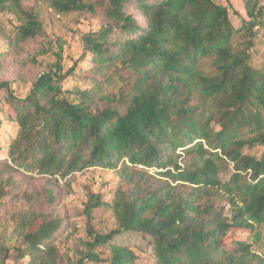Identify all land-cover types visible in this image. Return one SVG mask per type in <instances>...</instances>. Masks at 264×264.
I'll return each mask as SVG.
<instances>
[{"label": "trees", "instance_id": "1", "mask_svg": "<svg viewBox=\"0 0 264 264\" xmlns=\"http://www.w3.org/2000/svg\"><path fill=\"white\" fill-rule=\"evenodd\" d=\"M41 1L59 14L103 7L105 22L83 37L80 61L90 67L82 75L76 62L63 72L57 53L23 99L0 84L17 126L9 163H0V197L3 184L15 189L16 170L64 181L113 170L111 201L90 195L83 208L92 241L67 264H137L128 246L111 242L128 232L149 239L148 264H264L253 251L264 226V60L253 64L264 0H243L248 20L239 28L214 0ZM21 2L0 0V13L23 19L18 42L42 33L36 8ZM67 80L76 84L66 87ZM250 148H261L260 156ZM21 197L29 210L18 219L24 247L16 256L63 264L54 244L63 220L33 206L42 198L53 204V193L22 190ZM102 206L115 222L106 235L90 226ZM230 231L247 232L249 241L224 247ZM8 256L0 247V264Z\"/></svg>", "mask_w": 264, "mask_h": 264}, {"label": "rangeland", "instance_id": "2", "mask_svg": "<svg viewBox=\"0 0 264 264\" xmlns=\"http://www.w3.org/2000/svg\"><path fill=\"white\" fill-rule=\"evenodd\" d=\"M24 10L36 8L42 25V33L24 42L17 40L16 32L23 19L13 11L0 13V84L8 83L13 95L23 99L32 87V83L42 73L48 71L57 61L59 53L63 72L76 62V71L82 75L83 70L90 67L88 59L80 61L83 55V37L91 32H97L104 25L103 7L95 14L71 12L57 13L48 2L41 0H21ZM103 2L108 0H85ZM217 4L228 8L232 25L239 28L241 20H248L244 12L243 0H214ZM253 64L259 68L264 60V28L258 29L255 39ZM76 84L67 80L66 87ZM9 109L0 90V163L6 161L7 147L14 137L17 126L8 117ZM261 148L246 149L245 152L259 157ZM15 189L3 184V195L0 197V247L8 248L9 256L5 264H28V258L18 259L16 249L24 247L23 235L19 234L18 219L23 210L29 206L21 197L22 190L43 192L50 190L55 197L49 205L43 200L33 203L35 208L40 205L49 212L53 210V218L63 220L54 244L63 264L75 263L81 258V252L86 250L85 243L92 241L87 233V220L83 208L90 195H98L101 200L110 202L114 189L118 184L116 171L92 168L76 173L68 180L29 176L22 171L11 172ZM7 177V176H6ZM5 177V178H6ZM1 191V190H0ZM36 224L29 231L36 230ZM92 230L101 235L110 233L115 228L112 212L107 207H99L92 211L90 222ZM261 239L253 251L264 258V226L261 227ZM249 241L247 232L230 231L224 239V247L234 249ZM112 243L125 245L135 254L137 264H148L152 260L150 241L142 235L128 232L113 237ZM109 255L102 250V258ZM105 264V263H102Z\"/></svg>", "mask_w": 264, "mask_h": 264}]
</instances>
